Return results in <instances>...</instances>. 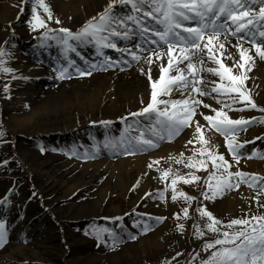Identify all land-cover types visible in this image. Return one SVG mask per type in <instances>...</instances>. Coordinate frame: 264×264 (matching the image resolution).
Segmentation results:
<instances>
[{
	"label": "rangeland",
	"instance_id": "obj_1",
	"mask_svg": "<svg viewBox=\"0 0 264 264\" xmlns=\"http://www.w3.org/2000/svg\"><path fill=\"white\" fill-rule=\"evenodd\" d=\"M5 2L0 0V17L3 6L7 5ZM45 3L48 4V0H45ZM20 4V0H14L12 3V15L16 16L14 22L7 27L0 25V48L6 53L8 50L12 52L15 47L27 57L32 68L49 71L44 73L48 77H42L36 85L41 90L38 96L39 104L48 97V94H57L66 83L83 84L91 80L96 73L111 69L119 72L139 70L140 67L137 69L136 65L141 59L132 60L131 55L127 53L122 55L119 51L110 48L104 49L103 52L116 62L114 66L106 70H101L99 67L91 69V65L100 66L103 63V56L98 55L95 45L77 51L79 53L77 55L75 52H65L57 39L42 40L47 29L34 31L31 27L33 0H28L26 7L19 11ZM252 6L258 9L257 5ZM37 12L42 19H47V14L42 8L37 7ZM45 22L49 29L57 30L49 33L50 36L64 35L58 32L60 28H52L49 20ZM149 23L153 22L149 21ZM229 38L236 40L235 37ZM256 40L259 43L261 38ZM244 43L251 46L247 42ZM117 46L132 49L138 56L150 55L148 52H140L133 48L132 42L118 40ZM159 50L166 53L167 48L164 46ZM10 56L0 57V60L5 61L3 67H10L7 59ZM65 56L75 62L73 66H69ZM62 67L67 68V74L64 79H59L56 75H59ZM77 67L81 70H91L92 74L82 77L76 71ZM126 74L130 73L126 72ZM10 78L11 72L0 71V98L6 93L5 86ZM201 98L205 103L214 106L215 100L212 97ZM218 106L221 108V105ZM26 112H29V109H26ZM25 113L10 115L21 119ZM8 115L0 101V220L5 223L7 230V243L0 247V264H201V261L207 259L210 252L215 250L205 251L204 245L215 240L218 234L207 228L210 221L207 217H201L197 208H206L225 225L233 219H251L252 216L264 215V193L258 196V187L250 188L244 183H241L239 189L226 191L222 197L205 200L201 191L206 190L204 181L213 171L210 161L207 171H197L185 166L188 163L187 159L175 158L171 164L160 163L158 170L152 167L145 172L143 178L133 184L126 177L128 171L116 172L119 174L117 183H110L109 178L105 177L89 187L90 175L85 176L83 181L78 183L74 173L66 170L56 173L55 163L46 164L47 158L60 157L84 166L102 159H110L117 165L120 161L141 156L143 152L125 153L123 146L102 148L101 144L104 146L106 141H119L120 137L115 136V131L123 135L125 132L123 124L116 127V130L87 127L85 130H76L73 133L15 136L6 126ZM256 119H264V113ZM130 123L132 121L127 122L126 127ZM60 126L64 129L66 125ZM254 131L259 132V139L254 140L253 151L260 152V155L251 159L248 158L250 155L242 157L241 159L249 160V166H253L254 163L264 164V158H261L264 157V123L253 122L246 126V130L238 132V135H242ZM138 134L135 131L126 132L129 136ZM172 141H160L158 148L149 151L157 152ZM103 149L115 152L108 155L102 151ZM85 153L88 155L86 156ZM195 159L201 157L198 155ZM177 160L181 162L177 163ZM169 169L171 172L168 179L161 180L165 186H168L165 200H160L157 198L158 194H154L148 201H142L146 184H152L159 172ZM260 170L264 172V169L259 168ZM245 172L256 173V171ZM190 173L201 179L189 184L178 181L176 188L196 199L187 201L184 197L177 196L173 209H166V216L149 211L148 203L165 204L171 199L170 185L174 176L187 177ZM255 176L260 178L257 173ZM125 181L130 183L127 184ZM260 183H264V178L260 179ZM69 188L77 190L69 195ZM243 188L249 190L250 197L242 195ZM106 196L109 197L106 199ZM222 198L237 199L236 203L239 204L226 212L219 203ZM185 208L188 209L187 218L183 212ZM156 217L166 219L158 222ZM145 224L151 226L146 233L143 232ZM178 225H183V229ZM164 226L167 228L158 243H152L151 236ZM239 228L240 226H234L233 229L222 228L221 231H237ZM103 229L108 231H101V239L98 240L96 230ZM197 229L203 233L202 236L197 234ZM109 232L119 236L122 242L113 247ZM131 236H135L136 239H131Z\"/></svg>",
	"mask_w": 264,
	"mask_h": 264
},
{
	"label": "snow or ice",
	"instance_id": "obj_2",
	"mask_svg": "<svg viewBox=\"0 0 264 264\" xmlns=\"http://www.w3.org/2000/svg\"><path fill=\"white\" fill-rule=\"evenodd\" d=\"M118 2L121 5L131 6L129 14L125 16L117 14L115 8ZM252 5H258V9ZM37 7L43 9L48 20L53 19V14L45 0H33L31 27L34 31L41 28L47 29L42 40L57 39L65 52H75L77 55H79L77 52L79 45L85 43L95 45L98 55L103 56V63L100 66L93 64L91 69L99 67L101 70H106L114 66L116 62L103 52L106 48L119 51L122 55L127 53L135 61L141 59L132 49L118 48L117 40L132 42L133 48L140 52L150 53L147 57L148 64L153 63V57L161 60L167 56V65L160 67L159 80L152 81L149 73V80L152 81L151 101L139 112L130 114L134 119L127 125L126 132L135 131L139 134L122 136L119 141H106L104 148L123 146L124 152L128 154L158 148L160 141L171 142L185 128L190 127L197 115V109L202 106L210 109L214 115L204 113L200 115L207 121L210 130H215L224 137L231 161L236 165L239 164L242 158L239 149L243 148L244 144L237 142L238 132L246 130V126L253 122L264 123V119H233L224 109L234 110L232 105L241 103L245 107L264 111V108H257L245 88V80L248 79L246 73L254 66V57L250 55V49L244 47L242 43L251 44L255 49V55L264 61V0H109L105 10L99 14L98 20L93 17L76 33L60 28L58 32L64 34L60 37L49 35L57 30L48 28L45 20L37 12ZM55 23L59 24L60 20L56 19ZM257 35L261 38L259 43L256 40ZM229 37L236 38L237 43L233 47L239 52V60L234 61L232 66L223 62L224 54L227 52L225 42ZM153 45L155 47H152ZM164 46L167 48L166 53L159 50ZM4 55V50L0 48V57ZM205 58L216 67L206 68ZM227 58H232L231 53H228ZM65 59L69 66L74 65L75 62L69 57L65 56ZM4 63L5 61L0 60V71L11 72L10 68L3 67ZM181 64H184L183 68L180 67ZM233 68L237 71L234 72ZM76 71L82 77L92 74L91 70H81L79 67ZM204 72L218 77L219 80L209 81L211 87L202 86L204 77L201 73ZM66 74L67 68L62 67L58 78L64 79ZM7 91L8 88L5 86V92ZM173 91H179L184 98L174 100L159 98L168 96ZM213 93L216 95L213 96ZM208 96L221 104V108H213L200 99V97ZM101 123L107 125L109 122L102 121ZM195 123L196 135L187 143L198 142L201 147L193 149V156L188 158L185 166L197 171H207L208 162H211L213 171L204 181L207 188L201 191L203 198L215 200L218 196L222 197L226 191L239 189L241 183L247 184L250 188L258 187V196L264 193V183H260V178L239 170L231 171L233 163L225 158V154L209 147L210 140L205 138L204 126L199 121ZM142 124L143 127H141ZM244 143H249V141ZM197 154L201 159H195ZM85 155L88 154L85 153ZM255 155L256 153L253 152L248 158L251 159ZM181 157H183L182 153ZM176 162L180 163L181 160ZM158 163L159 161H153V164ZM153 164H149L148 168L151 169ZM170 172V169L164 171L160 179L167 180ZM200 179L194 173H190L187 177L174 176L170 185L171 199L175 201L177 196L184 197L187 201L196 199L178 191L176 185L178 181L189 184ZM167 190L166 185L165 190L159 192L157 198L165 200ZM196 210L201 217H207L210 221L207 228L218 234L215 240L204 245L205 251L215 250L211 251L207 259L201 261V264H264V215L252 216L251 219H233L225 225L206 208ZM183 212L187 218L188 209L185 208ZM155 219L159 222L166 218L156 217ZM234 226H240L239 230L221 231L222 228L233 229ZM178 227L183 229V225H178ZM150 228V225L145 224L143 232H148ZM101 231L107 232L108 230H96L98 240L101 239ZM108 234L113 247L122 242L115 233L109 232ZM197 234L203 235L199 229H197ZM130 238L136 239L135 236ZM6 243L7 230L5 223L0 220V247Z\"/></svg>",
	"mask_w": 264,
	"mask_h": 264
},
{
	"label": "bare ground",
	"instance_id": "obj_3",
	"mask_svg": "<svg viewBox=\"0 0 264 264\" xmlns=\"http://www.w3.org/2000/svg\"><path fill=\"white\" fill-rule=\"evenodd\" d=\"M7 5L3 6L2 14L0 17V25L7 27L11 25L15 20V15H12L14 0H5ZM19 11L21 8L26 7L28 0H20ZM109 0H48V6L52 11L53 19L49 20L52 28H66L72 33H76L82 29V27L95 17L99 19V14L102 13ZM258 6V5H257ZM130 5H121L119 2L116 4L115 11L120 16H125L130 12ZM59 19L60 23L55 24V20ZM48 20V19H44ZM15 25V24H14ZM62 26V27H59ZM258 39L260 37L257 35ZM24 40V38H22ZM223 40V37L221 38ZM118 41V40H117ZM74 43L73 41H69ZM126 42V41H125ZM237 43L236 40L229 38L225 42V48L227 52L224 54L223 62L228 66H232L234 61L239 60V52L233 45ZM243 46L250 49V55L254 57V66L251 71L246 74L248 79L245 80V88L253 101L256 103L258 109L264 108V61L260 60L255 55V49L252 46L245 44ZM92 44L85 43L77 47V51L85 50V48L91 47ZM8 50L5 55L9 56V68L11 71V78L7 83L8 91L3 93L0 101L4 106L6 112L9 114L7 119V125L9 130L15 135H33L38 133H73L76 130L87 129V127H96L105 129L116 130V127L123 124L125 132L123 135L116 133V137H122L126 135V123L133 121V117L130 115L134 112H139L151 101L152 87L151 82L159 80L161 72V65H167V58L156 60L153 58V63H147V56H140L141 60L136 65L137 72L123 70L119 72L111 69L105 72L96 73L91 80L84 82L83 84H77L71 82L70 84L62 85L57 94L50 93L48 97L38 103V96L41 90L37 88V83L42 77H48L44 73H49L47 70H36L30 65V61L27 57L15 47ZM26 52V51H24ZM228 53H231L232 58L228 59ZM186 63V62H185ZM181 68L184 64L180 65ZM205 67H216L215 64L209 62L205 58ZM236 72L237 69L233 68ZM130 73V74H126ZM51 73V72H50ZM149 73L152 81L149 80ZM204 77V85L211 87L209 81H218L219 78L213 76L208 72L201 73ZM59 75H56L58 78ZM69 83V82H68ZM213 96L216 94L213 93ZM235 95V94H233ZM163 100L183 99L179 91H173L168 96L159 97ZM202 99V98H201ZM203 100V99H202ZM231 103V101H228ZM215 100L213 108L219 109V106ZM234 110L226 109L229 116L233 119H251L259 117L264 111L252 109L251 107H245L244 104L237 103L232 105ZM29 109V112L25 113V110ZM239 109H243L242 111ZM25 113L24 117L17 119L11 116V113ZM200 113L214 115L210 110L199 107L197 109V115L194 117V121L190 127L185 128L178 136H176L172 143L167 147L160 149L157 152L147 151L145 154L141 153V156H135L130 160H123L118 164H113L110 159H102L97 162L88 163L84 166L76 165L70 160H63L60 157H48L47 163H55L56 173L62 170H66L69 173H74L77 178V182L81 183L85 176L90 175L91 184L89 187L95 185V183L105 177L109 178L110 183H117V177L119 174L116 172L128 171L126 175L127 179L133 183H137L145 172L150 170L149 164H153V161H159L158 164H153L155 170L159 169V165L162 162L171 164L173 159L182 158L188 160L193 156V149H199L201 145L198 142L194 144H188L189 140H192L195 133L196 123L199 121L204 126L205 138L210 140L209 147H213L214 150L219 153L225 154V158L233 163L231 171L238 169L255 172L260 175V179L264 178V172L259 171V168L264 169V164L254 163L253 166H249L248 159H241L238 165H234L231 161V156L227 152L225 146L224 137L215 130H210L207 121L203 119ZM102 121L109 122L107 125L101 123ZM62 124H65V128L61 129ZM88 128V129H89ZM259 137V132L254 131L250 134H237V142L243 143L244 147L239 149L242 157H248L253 152L256 153L254 157H259L260 152L253 151L254 140ZM243 138H246L243 140ZM249 140V143H244ZM102 148L104 146L101 144ZM255 146V145H254ZM123 148V147H122ZM118 150V149H117ZM116 150V151H117ZM105 153L113 154L115 151L108 150ZM198 156V154H197ZM196 156V157H197ZM195 157V158H196ZM129 162V163H128ZM163 172H159L155 181L152 184H146L142 193V201H148V199L154 194H158L165 190V185L161 181L160 177ZM247 173V172H245ZM255 173V174H256ZM254 174V175H255ZM127 184L130 182L125 181ZM154 184V185H153ZM108 190V188H105ZM77 189H68L69 195L74 193ZM242 195L250 197L249 190L243 188ZM109 196H106L107 199ZM237 199H221L219 202L221 208L224 211H231L236 207ZM149 211L155 214L166 216V209L172 210L175 206V201L169 199L167 203L150 202L148 203ZM228 210V211H227ZM167 226H164L154 235L151 236L152 243H158L160 237L164 234ZM150 239V237H149ZM139 249V247H138Z\"/></svg>",
	"mask_w": 264,
	"mask_h": 264
}]
</instances>
